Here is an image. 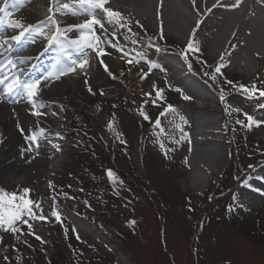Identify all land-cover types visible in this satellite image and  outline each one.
<instances>
[{
	"label": "rangeland",
	"instance_id": "rangeland-1",
	"mask_svg": "<svg viewBox=\"0 0 264 264\" xmlns=\"http://www.w3.org/2000/svg\"><path fill=\"white\" fill-rule=\"evenodd\" d=\"M177 4H182V1L179 0ZM35 6L45 11L40 2L35 3ZM150 12H153V7ZM150 20L153 21V17ZM207 31L211 32L209 29ZM208 32L205 31L206 37ZM215 35L205 39L210 49L211 43L215 42ZM170 36L179 41L186 38V34L182 38L176 35ZM210 53L212 57L216 56L212 51ZM195 57L196 64L206 68L203 57L198 53L195 54ZM207 69L210 71L202 70V76L208 81V91L211 94L214 91L218 101L221 102H214L213 99L209 107L221 108L222 106V111L227 118V122L223 123L221 135L214 132V126L217 124L216 120L219 116L215 111H209L208 113L212 115L210 119L214 120L215 124L213 127L204 128L205 133L201 132L190 142L181 143L178 147L174 146L175 149L168 146L165 141H155L157 142L155 145L149 144L152 139H155L153 133L148 134L144 140L139 137L141 129L150 132L149 128L156 118V114L151 111V108H147V115L150 117L147 121L143 118L144 120L138 124L133 116L131 117L127 113L119 119L117 128L121 137H124L119 140V152L118 156H115V161H112L108 156L102 138L92 137L91 143L82 144L76 149L65 147L64 153L61 152L57 154L58 158L51 159L50 164L53 170L44 172L43 180L39 183L31 182L19 186L0 178V189L16 193L18 196L35 202L40 206L35 209L36 212L39 213L42 208L43 215L47 217V220L29 221L32 224L34 235L29 234L28 226L20 222L17 223V227L20 229L17 233L0 228V264H16V261L13 260L15 257L16 260L19 258V264H37V259L38 262H41L40 264H264V201L260 197V193L264 191L259 185L254 184L256 182L246 185L245 178L248 174L244 172L250 162H253L255 170L264 165V139L260 138L264 132V124L252 125L249 130L236 123L239 119L244 122V125L248 124L244 113L251 115L257 121L261 116H264V97L259 96V92L256 91L264 89V86L257 82L256 76L237 83L236 87L230 85L228 88L226 81H229V76L221 72L222 75L216 74L217 79L213 82L210 76L215 70ZM137 71L135 70L134 73ZM152 72L144 83L142 80L140 81V84H145L146 91L147 83L154 79ZM206 72L209 75H205ZM232 73L233 71L228 73L233 78L230 79L231 82L241 78L238 76L237 78ZM168 77L169 72H165L157 80L163 86L174 80ZM243 77L245 76L243 75ZM107 84L108 82H105L104 86ZM253 84L256 85V90L252 89ZM239 85L247 86L249 91L255 94L250 96ZM57 89L59 91L57 94L63 93L60 92L59 87ZM221 96L224 97L223 100ZM149 97L147 96V98ZM52 99H56V96ZM73 99L78 108L85 105L84 97L77 95ZM184 101L178 100L175 95L170 97L166 95L163 101L166 107L169 105L173 108L175 105L180 107L163 116L157 114L161 124H164V120H166L173 128L175 127L174 130L185 125L186 123L180 120L181 114L176 113H179V110L184 107ZM70 104L71 101H69ZM58 108H54V111L58 112ZM234 109L241 111L237 112ZM189 111L192 113L193 108H190ZM97 116H100L98 122L101 125L103 117L101 113H98ZM211 130L213 131L209 132ZM217 137L220 138V141H217ZM68 141L74 143L75 139L66 142ZM196 142L206 143L207 145H200L198 149L203 148L208 152H217L222 162V165L217 167L219 172H214L215 175L210 178V188L205 187L208 188L207 191H204L205 188L199 187L196 192L190 187L189 170L184 167L185 156L187 157L188 154L191 156V150H194ZM161 143L164 144L163 150L160 147ZM73 150H76L75 153L83 151L84 154L91 156L85 158L84 171L82 174H78L77 180L87 179L96 182L99 187L97 188L99 196L115 202L113 209L120 212H127L128 207L133 205L134 199L132 200V196L129 195L119 198L118 195L121 191L117 189L115 190L116 197L113 196L111 191L108 192L112 184L113 188L119 187L121 181L125 179L122 185L127 187L131 185L130 180L133 174L141 181L144 175L151 181L149 174H152L156 184V194L152 193L151 196L157 197L153 201L163 202L161 210L167 211L169 214L163 228L161 229V225L150 207V202L140 197H135L138 213L135 212L127 221L130 226L132 225L136 229V234L128 233L124 226L122 231L108 227L103 222L104 219L102 221L95 215L94 211L98 209L93 207L94 201L92 199L85 200L86 197L83 194L80 195L82 198L71 196L72 201L78 199L84 202L80 208L70 204L59 207L56 201L51 198L54 195L53 187L56 184L61 185L64 176L67 175V162L71 159ZM165 152H167V156H165ZM199 163L208 170L211 168L201 159ZM148 167L151 171L149 174L147 173ZM198 169L200 174L204 176L207 174V171L205 172L202 167H198ZM108 170L114 174L111 179L107 175ZM190 172L193 173L192 170ZM121 176L122 178H120ZM51 181L55 185L48 186ZM218 181L220 184H217ZM150 185L152 187L151 183ZM93 187L95 188V185ZM25 188L30 189L26 196ZM219 192L225 193V198H217ZM241 194L243 195L242 199H248L246 202H240ZM53 209L59 213V221L51 215ZM70 211L79 213L85 218L84 220H87L86 223L82 222V226L77 224L74 227L70 221H74L76 218L67 216ZM101 213L106 216V213ZM127 214L124 213V216ZM24 218L28 219L27 216ZM138 219L139 222L136 221ZM133 221L134 223H131ZM189 225L191 228L187 232ZM66 229L67 231H65ZM199 232L201 234L194 238L193 236ZM122 234H126L128 237L125 238ZM37 235L43 239L44 243L35 238ZM63 244H66L68 248L65 249ZM12 245L14 247L10 248Z\"/></svg>",
	"mask_w": 264,
	"mask_h": 264
},
{
	"label": "bare ground",
	"instance_id": "bare-ground-1",
	"mask_svg": "<svg viewBox=\"0 0 264 264\" xmlns=\"http://www.w3.org/2000/svg\"><path fill=\"white\" fill-rule=\"evenodd\" d=\"M178 1L111 0V4L120 3L128 6H122L118 9V12L127 18L128 22L135 23L146 20L145 24L154 26L155 32L159 33L162 27L165 26L169 35H176L180 38L185 34L187 37L189 35L188 31L194 28V25L197 26L193 21L200 19L201 23L199 26H208V22H211V28L208 26L207 29L211 30V33L216 34L215 42L211 43V50L216 56L224 54V64L226 66L232 69L240 67L244 71H249L253 66L258 67V64L264 63V2L241 0L237 8L218 6L208 12L206 17L202 18L201 14L197 16L198 13L202 9L207 11L216 0H197V8L192 7L191 0H181L182 4H177ZM234 2L235 0H221V5ZM132 7L133 9H131ZM152 7L153 12H150ZM240 8H242V11L236 12V9ZM56 12L59 13V11ZM192 12L196 14L197 19L194 18L195 16ZM45 17L48 21L49 16ZM152 17L153 21L150 20ZM72 18L74 23L80 24L90 17L81 13L78 16L69 15L65 20ZM216 19L221 20L222 23L216 21ZM234 27H236V31L231 36L235 30ZM92 32L95 34L96 41L104 49L105 60L108 62L118 61L120 49L109 42L106 35L96 25L92 26ZM78 35L79 31L68 36L77 38ZM178 37L177 39H179ZM0 39L3 40L0 43V75L9 77L5 84H0V178L19 186L30 184L31 182L37 183L43 179L44 172L53 170L50 159L56 157L55 153L65 147L62 138L63 135L67 134V132L64 133L63 129L55 128L56 120L51 109L54 106V102L51 99L52 92L50 88L56 83H63L64 86H67L68 83H77L89 77L92 82L96 83L98 76L94 65L96 59L100 57H97L96 53L91 49L86 48L83 52H80L75 48L70 50V59L63 58L54 67H50V70L40 69L39 61L32 55L31 50H26L25 54L22 53L27 48L26 44L22 42L17 44L6 35L0 37ZM233 45L235 46L234 48ZM10 48H12V50H9L10 52H15V55L10 60L17 65L15 74L20 77L21 81H41V90L35 99V109L33 104L23 97L22 93L5 92L6 84L12 80V71L10 67H5L8 62L6 59L9 51L6 53L4 51ZM90 54H92L93 58L89 56ZM81 59L88 60V64L83 69L77 63L74 65L75 71L60 76L59 79H56L55 76L49 78V73L56 72L59 67L67 66L72 61ZM257 82L264 85L263 78H258ZM204 97H206L204 99H208L207 96ZM34 110L39 111L41 115H33ZM196 112L197 125L202 126L203 130H195L197 127H193L192 132H190L191 135L188 136L189 139L200 135L201 132L205 133L206 130L204 131V128H210L215 124L210 119L212 115L208 113L207 107ZM262 120H264V116H262ZM32 137L36 138L35 142H33ZM200 145L204 146L207 144L196 142L191 155V164L194 166L195 171L190 173L189 180L193 187L197 184L199 187L204 186L202 184L203 175L199 173L198 169V167H202L199 163L200 159L209 164L212 170L221 163L217 152H208L203 148L198 149ZM24 149H31V151H23ZM258 170L264 177L263 168ZM246 201L247 199H242L240 202Z\"/></svg>",
	"mask_w": 264,
	"mask_h": 264
},
{
	"label": "snow or ice",
	"instance_id": "snow-or-ice-1",
	"mask_svg": "<svg viewBox=\"0 0 264 264\" xmlns=\"http://www.w3.org/2000/svg\"><path fill=\"white\" fill-rule=\"evenodd\" d=\"M60 0H53V3H59ZM109 2V0H77V3L80 7V9L83 11L84 14L89 16V19H86L83 23H80L75 26H71L68 29H62L57 21L53 19L52 16L48 17V22L50 24H53L55 26V30L51 32V34H47L42 30V26L44 25V21H40L38 25L33 26L29 25L27 27H24L19 21H9V17L12 16V13L8 12L5 8H0V13L4 14V18L0 19V23L10 22L13 27L21 29L18 35L13 36L12 39L17 43L20 44L27 35L32 34L33 32L45 36L47 39V43L49 45H57L58 51L60 55L64 59H70V53L68 52V48L65 41H68V44L70 46L75 47L78 51L83 52L84 49H91L96 53L97 57H102L104 55V49L100 46V44L96 41L95 34L92 32V26L99 23V20L97 19V16L95 14V10L99 9L102 10L104 14H106L107 18L110 22H114L116 25H118L121 28H128V31L131 32V28L129 27V22L127 18H125L120 12L114 11L109 7H106L105 5ZM257 2H264V0H257ZM24 0H13L14 5H23ZM241 3V0H235L234 3L227 4V5H221V0H216V3L212 5L211 8H208L207 11L211 12L212 9L218 7V6H225L230 8H237L239 7ZM191 5L193 8H197V0H191ZM70 7V4L65 0V2L62 5L63 9H68ZM55 11H61V8H56ZM49 12H54L53 8H49ZM199 15V13H198ZM139 25V21L136 22ZM201 23V20L196 21L197 28L199 27ZM75 27L79 29V35L76 39L68 40L67 32L71 31V28ZM142 27V26H141ZM196 32V28L193 29V36L189 37V40L186 45L185 51H182L180 53L181 57L184 59L185 63H188V56L185 54L188 50H194L199 51L198 43L194 42V34ZM135 35V33H133ZM161 38H163L161 36ZM136 41L133 40V43ZM235 46L233 45V48ZM125 56L128 54L125 53ZM224 61V54H221L220 56V63L217 64L214 73L211 74L210 79L213 80V82L216 81L217 75L221 74V68L225 67L226 65L223 63ZM59 63V61H58ZM79 64V67L83 69L87 64V59H81L79 61H72L71 64L67 66H61L57 69L56 72L49 73V78L52 76H55L56 79H59L60 76L66 75L67 73L75 71L74 65ZM101 63L103 64V61L101 60ZM127 63L132 64V60H128ZM5 67H10L12 71V80L10 83L6 84L5 92L6 93H22L23 97L26 98L30 103L33 104V108L35 109V99L38 96L39 91L41 90V81L36 80L32 82H22L20 77L16 75L17 65L12 62V60H9L7 62V65ZM155 67L154 65L149 66V71L152 70V68ZM189 69H191L192 65L188 63ZM105 72L108 73L109 76H112L115 79V76L109 71L107 65H104ZM161 71H165L163 68L160 69ZM147 73L141 76V79H144ZM205 75H209V73H205ZM9 77L7 75H0V84H5L6 81H8ZM229 84H233L231 81H226ZM233 87H236L235 84H233ZM241 89L245 93H249L250 96L254 95V92H250L247 86L239 85ZM153 89L155 90V95L157 99L162 97V90L157 89L155 84H153ZM252 89L256 90V85H252ZM89 91L91 92V88H89ZM259 92V96L264 97V89L256 90ZM103 94V93H101ZM145 95H151L150 93H145ZM183 99L188 100L191 99L188 96H183ZM221 99L223 100L224 97L221 96ZM153 104L156 103V101H152ZM175 109L169 105L164 109L163 112L160 113V116L165 115L168 112H174ZM234 111H241L240 109H234ZM33 115L40 116L41 113L39 111H33ZM140 115L143 116V118L147 121L150 119L148 115H146L143 111L140 112ZM244 116L246 117V120L248 121L247 125H244V122L237 119L236 123L241 124L242 126L247 127L249 130H251L252 125L259 126L260 124L264 123V120L257 121L255 120L251 115L244 113ZM180 120L183 121L184 117H180ZM161 121L159 117L155 121V127L159 128L161 132H164V129L160 127ZM177 127H179L177 125ZM108 128H112L111 121L108 124ZM182 131V129H181ZM183 139V137H181ZM33 142H35L36 138L32 137ZM161 149H164V144H160ZM23 151H31V149H24ZM165 156H167V152L164 153ZM108 177L111 179L113 177V172L111 170L107 171ZM51 186V184H50ZM30 191V189L25 188L24 193L25 196ZM40 206L38 204H35V202L25 198L18 196L16 193H9L3 189H0V228H3L5 231H10L12 233H17L20 231V229L17 227V223H23L28 226L29 234H33L32 232V224L29 222L30 220H47V217L43 215V209L40 208V212H36V208H39ZM51 215L56 218L57 221L60 220V215L56 210H52ZM28 217V219H25L24 217ZM131 223H134L131 222ZM67 231V229L65 230ZM37 240H39L41 243H44L43 239L40 236H35ZM79 239V237L77 236ZM5 259H7L5 257Z\"/></svg>",
	"mask_w": 264,
	"mask_h": 264
}]
</instances>
